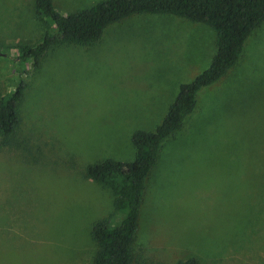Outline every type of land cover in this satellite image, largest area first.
I'll return each instance as SVG.
<instances>
[{"label": "rangeland", "instance_id": "obj_1", "mask_svg": "<svg viewBox=\"0 0 264 264\" xmlns=\"http://www.w3.org/2000/svg\"><path fill=\"white\" fill-rule=\"evenodd\" d=\"M35 1L0 0V99L26 83L9 145L0 136V264H91L94 224L117 226L124 212L87 167L134 160L132 134L154 132L179 87L209 67L216 34L170 14L134 15L89 46H51L33 67L17 46L53 31ZM100 1L51 0L62 15ZM253 35L160 145L133 264H264V39Z\"/></svg>", "mask_w": 264, "mask_h": 264}, {"label": "trees", "instance_id": "obj_2", "mask_svg": "<svg viewBox=\"0 0 264 264\" xmlns=\"http://www.w3.org/2000/svg\"><path fill=\"white\" fill-rule=\"evenodd\" d=\"M35 13L53 31H48L34 47L17 46L19 59L31 60L33 67L39 66L51 46L61 42L85 46L98 41L111 24L134 15L170 14L204 24L216 34V52L209 67L179 87L174 102L154 132L137 130L132 134L134 160L125 163L107 159L86 169L88 178L114 195L115 211L124 212L117 226L111 227L107 220L94 224L92 236L98 248L91 264H133L132 247L144 189L157 163L160 145L183 127L195 109L197 94L236 65L247 38L264 23V0H104L68 15L58 13L51 0H36ZM25 88L26 83L21 80L0 99L2 146L9 145V138L19 122L17 103ZM176 264L200 262L191 258Z\"/></svg>", "mask_w": 264, "mask_h": 264}, {"label": "crops", "instance_id": "obj_3", "mask_svg": "<svg viewBox=\"0 0 264 264\" xmlns=\"http://www.w3.org/2000/svg\"><path fill=\"white\" fill-rule=\"evenodd\" d=\"M260 31V29L258 30V32ZM191 32H189L188 34H190ZM207 33V35H208V32H206ZM254 33V35H253V38H254V41H255V43L257 42V41H261L262 39H264V34L263 33H256V32H253ZM252 33V34H253ZM187 34V33H186ZM191 34H194V33H191ZM251 34V35H252ZM102 37V36H101ZM254 44V43H253ZM86 46H89V45H85V46H79V45H77V47L78 48H82V47H86ZM256 46V45H255ZM207 53H208V48H207V51H206ZM209 54H211V53H209Z\"/></svg>", "mask_w": 264, "mask_h": 264}]
</instances>
